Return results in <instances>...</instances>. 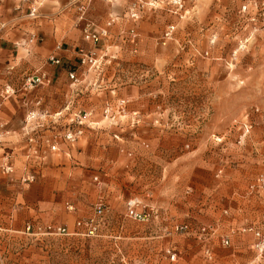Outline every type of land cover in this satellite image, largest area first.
Returning a JSON list of instances; mask_svg holds the SVG:
<instances>
[{
  "label": "rangeland",
  "instance_id": "rangeland-1",
  "mask_svg": "<svg viewBox=\"0 0 264 264\" xmlns=\"http://www.w3.org/2000/svg\"><path fill=\"white\" fill-rule=\"evenodd\" d=\"M109 5L122 16L112 17L108 40L79 49L99 66L80 65L78 51L74 65H57L67 73L58 83L9 64L30 51L9 43L14 27L0 18V117L7 118L0 124V264H264L252 236L241 233L264 226V191L249 188L264 176V0ZM35 73L49 84L25 90ZM53 85L67 91L63 103L54 96L62 118L43 133L61 136L76 128L70 119L89 113L81 137L60 140L59 153L44 161L11 158L18 138L3 137L5 129L23 125L24 104L36 94L32 109L38 99L45 109ZM63 152L67 160L54 158ZM28 175L32 182H23ZM129 199L149 211L148 222L127 218ZM180 225L188 233L176 232ZM201 228L214 235L200 236Z\"/></svg>",
  "mask_w": 264,
  "mask_h": 264
},
{
  "label": "crops",
  "instance_id": "crops-1",
  "mask_svg": "<svg viewBox=\"0 0 264 264\" xmlns=\"http://www.w3.org/2000/svg\"><path fill=\"white\" fill-rule=\"evenodd\" d=\"M1 1H4V4L0 5V18L8 23L10 27H14L11 35L8 37L9 43L17 44L19 45L18 47L28 45V50L30 51L28 52L29 54L21 52L19 56L8 59L7 61L9 64H21L20 66L26 68L24 69L25 71H31L32 68H34V70L40 69L53 81V83H58L63 75H65L67 79V73H65L64 68L52 64L46 65V62L50 58H56L59 59L62 64H73L75 60H78L76 53H78V51H80L79 49L85 44L82 40L81 27L72 29L71 23L73 17L77 15L72 0ZM109 6V4L101 2H94L90 6L87 18L94 24L95 29L103 27L114 16L116 17L118 15L119 17L120 15L121 18V13L119 11L117 12L115 8L111 9L112 7L110 8ZM15 8L17 9L16 11H14ZM32 9L35 10V14L30 17L28 13H31ZM123 18L125 19L126 16ZM115 24L110 27L109 33H111V29H113L114 26L116 27ZM29 40H31V43L28 44ZM58 47H62L63 49L59 50ZM33 49L35 50L34 52H32ZM71 86H74V84H71ZM64 89L63 85L58 89L53 85L52 89L46 93L48 96H51V99H49L50 102L46 104V111L49 113H56L59 111L58 109L63 106V104L61 105V103H63V96L67 93ZM57 94L60 96L58 97L61 101L59 104L57 103V97L54 98ZM39 96L42 97V95L36 94V96L33 97V101L34 98ZM58 106L61 107L59 108ZM6 119L7 118L0 117V124L5 125ZM21 126L22 123L18 128L14 126L7 127L3 135V137H5L8 135L12 136L13 133L14 135L17 134L16 154L12 152L11 158L17 156V154L22 155L21 153H23L22 149L25 144L20 135ZM58 157L67 160L70 156L68 152H63L54 156V158Z\"/></svg>",
  "mask_w": 264,
  "mask_h": 264
},
{
  "label": "built area",
  "instance_id": "built-area-1",
  "mask_svg": "<svg viewBox=\"0 0 264 264\" xmlns=\"http://www.w3.org/2000/svg\"><path fill=\"white\" fill-rule=\"evenodd\" d=\"M118 0H72L73 6L76 10V22L75 27H81V35L82 40L91 45V46H97L101 42L108 40L109 38V29L110 27L115 23V20L111 18L108 23H106L103 27L99 29H95L94 24L90 21V19L87 18V15L89 14L90 6L94 2H101V3H107V4H114ZM35 10L32 9V16H34ZM130 18L131 19H137V14L135 10L132 9L130 12ZM59 49V47H58ZM80 65L84 66L87 65L91 68L97 65V59L94 56V54L90 51H84L80 50ZM49 62L52 65H59L60 60L56 58H50ZM68 78L72 82H77L76 73L71 71L68 72ZM49 84V79H46L45 75H40L35 73L34 75H30L27 77L25 81V90L31 89L32 86L42 84V83ZM10 91H12L10 88H6L5 94H8ZM13 93V91H12ZM123 107L124 102L120 103ZM26 110L24 122L21 128V133L24 138L25 146L22 149L24 157L28 161H32L33 154H37L42 161L46 160L49 155H54L59 153V142L60 140L66 142V143H74L76 140H78L82 133V126H84L85 123L89 121L90 114L89 113H82L77 114L75 117L70 119V123H73L76 128L74 130L65 129L63 134L61 136H58L56 134L54 135H47L43 132L45 130H48L49 127L52 129H55L58 122L61 120L62 116L61 113H54L52 116H48V112L43 109V103L42 100H36L34 103V109H32V102L25 103L24 104ZM106 113L109 114V109H105ZM122 113L124 112L123 109L120 110ZM112 120L115 119V117L111 118ZM5 173L10 174L13 172L12 166L10 165L8 159L6 158L4 169ZM33 178L32 176H27L26 178H23V182H32ZM257 185H251L249 188L250 190H253L255 187L261 189L264 191V176L261 175L258 177ZM69 209L72 210L70 207ZM98 210H100V207H98ZM126 216L127 218L137 221V222H148L151 214L149 211L144 210V207L141 206L140 201L137 199H129L126 203ZM262 217L264 218V211L262 212ZM81 223H77V227H81ZM91 229V225L89 226ZM176 232H180L182 234L188 233V226L187 225H180L176 226L175 228ZM29 230V227L27 228ZM48 231H53L55 233H66V230L64 228H52L48 227ZM242 234H250L254 240L253 242V252L255 254L256 259L263 260L264 259V226L263 228H255V227H249L247 229L242 230ZM200 236H213L214 232L211 229L201 228L200 229ZM220 244L225 247L231 246V240L229 236H221L220 237ZM167 255L171 262H174L176 259L175 253L171 252L170 250L167 251ZM204 255L206 258L211 259V252L206 249L204 251Z\"/></svg>",
  "mask_w": 264,
  "mask_h": 264
}]
</instances>
